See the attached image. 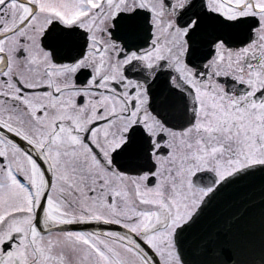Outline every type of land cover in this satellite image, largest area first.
<instances>
[{
  "label": "snow or ice",
  "instance_id": "snow-or-ice-1",
  "mask_svg": "<svg viewBox=\"0 0 264 264\" xmlns=\"http://www.w3.org/2000/svg\"><path fill=\"white\" fill-rule=\"evenodd\" d=\"M0 264H264V0H0Z\"/></svg>",
  "mask_w": 264,
  "mask_h": 264
},
{
  "label": "water",
  "instance_id": "water-1",
  "mask_svg": "<svg viewBox=\"0 0 264 264\" xmlns=\"http://www.w3.org/2000/svg\"><path fill=\"white\" fill-rule=\"evenodd\" d=\"M246 191V189H240L239 192H244ZM239 193H236V192H227L224 194V196L221 198L220 201L217 202L215 208L213 211H218L220 210L221 208L224 207V205L229 201V200H232L235 198L236 195H238Z\"/></svg>",
  "mask_w": 264,
  "mask_h": 264
}]
</instances>
